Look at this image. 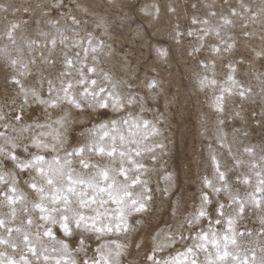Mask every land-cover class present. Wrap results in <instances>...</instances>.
I'll return each mask as SVG.
<instances>
[{"label":"snow or ice","instance_id":"1","mask_svg":"<svg viewBox=\"0 0 264 264\" xmlns=\"http://www.w3.org/2000/svg\"><path fill=\"white\" fill-rule=\"evenodd\" d=\"M70 4L71 0H38L34 7L23 8L25 13L39 14L37 25L45 22L53 29L47 32L38 29L37 38L23 35L18 38L17 31L28 20H6L3 36L8 43L0 47V57L9 65L10 83L17 91L10 98L9 111L0 107V185L3 186L0 187V264H125L129 245L105 237L133 231L129 217L146 212L152 201V189L144 178L148 168L143 161L145 155L155 161L156 149L164 147L152 139L160 135V129L153 121L128 111L129 105L139 103L140 112H144V98L138 99L134 92L122 95L118 90L122 85L128 89L133 85L114 80L99 67L104 42L94 43L90 32L87 46L83 38H77L81 19L69 11H60L67 10ZM73 7L81 5L77 2ZM191 7L196 9L197 4ZM239 7V12L230 6L226 15L221 13L220 23L215 26L209 17H216V11L209 10L203 19L197 15L191 17V24L196 27L189 28L186 35H195L198 43L189 55L199 54L205 47L212 55L210 59L198 61L204 69L197 81L201 89L217 86L216 60L231 53L236 46L235 40L230 43L221 36L223 28L234 26L233 18L245 17L247 13H251L246 17L249 19L264 15V8L257 13L244 3ZM10 8L20 11L0 2V11L7 13ZM153 9L159 17V6L153 5ZM168 11L175 14L177 10L169 6ZM61 20L65 21L63 26ZM244 27L242 35L248 37L251 33L243 31ZM176 28L175 38L179 43L185 33L178 30L179 25ZM211 35L218 42L206 45V38ZM253 51L256 58L264 61V49ZM159 54L167 53L159 50ZM244 60L242 56L224 65L226 81L214 97L216 112L224 113L225 94L242 100L252 96V87L236 79V66ZM209 69L213 70L211 77ZM29 77L32 83L28 82ZM262 78L264 72L257 76L264 100ZM145 87L154 99L158 81L152 79ZM32 105L42 109V116L26 122L25 108ZM65 105L81 112L87 110L90 116L96 113L103 117L108 109L126 115L98 119L87 129L85 142L66 146L65 124L70 113L64 112L52 119V112L63 110ZM251 116L256 127L264 130V103L261 111H253ZM232 117L245 124L249 120L242 107ZM223 124L224 120H218V125ZM217 139L220 147L227 150L231 167L222 164L209 146L213 174L212 178H202L199 205L178 225V231L170 230L166 234V243L159 242L160 233L153 236V245L145 256L146 264H264V144L259 156L255 147L244 146L243 154L249 158L246 161L242 155L233 153L224 136L218 135ZM245 166L247 172L242 173L240 169ZM230 172L234 179L229 176ZM22 177L26 178L22 180ZM165 180L170 182L171 176ZM21 182L32 194L31 199L20 188ZM237 185L252 190L242 193ZM167 193L165 188L164 194ZM249 213H259L258 227L244 226L241 230V221ZM203 223H207L206 229L201 226ZM223 224L227 226L223 232L215 227ZM187 240L192 243H186ZM142 243H135L137 250ZM252 243L259 247V258L255 248H250ZM178 244L182 247L174 254L159 255L164 248Z\"/></svg>","mask_w":264,"mask_h":264},{"label":"rangeland","instance_id":"2","mask_svg":"<svg viewBox=\"0 0 264 264\" xmlns=\"http://www.w3.org/2000/svg\"><path fill=\"white\" fill-rule=\"evenodd\" d=\"M0 2L20 9L18 12L13 11L12 8L7 13L0 11V47L8 43L3 36L6 20L29 21L27 25L22 24L17 31L18 38L20 35L37 38L38 29L46 32L53 30L45 22L39 25L35 23L40 19L38 13L23 11V8L29 5L34 7L38 0H0ZM77 2L81 5L80 8L73 7ZM193 3L197 4L196 9L191 7ZM241 3L248 5L257 13L264 8V0H71L67 10H60L61 12L69 11L81 19L82 23L77 28L79 32L77 38H83L85 46H87L89 32L94 38V43L104 42L105 49L100 54L99 67L109 72L114 80L133 85L132 89L122 85L118 90L122 95L134 92L138 94V99L143 97L145 111L140 112L139 103L129 105L128 111L153 121L160 129V135L152 139L154 142L163 144L164 147L156 149L155 161L148 155H145L143 161L148 168L144 178L152 189V201L149 203L148 210L144 213H134L129 217V224L133 231L126 235L121 233L105 237V239H118L129 245L125 264H146L145 256L151 250L153 236L160 233L159 242L166 243V234L170 230L178 231V225L182 224L185 217L199 205L203 188L202 178L204 176L212 178L213 174L209 146L217 153L222 164L231 167L232 160L227 150L220 147L218 135L224 136L225 143L231 145L233 153L242 155L246 161L249 158L243 154L244 146L255 147L257 155L260 154L261 145L264 144V130L256 127L255 118H252L251 113L253 111L259 113L261 104L264 103L260 95L261 80L257 79L259 73L264 72V61L256 58L253 51L264 49V15L249 19L246 17H250L251 13H247L245 17L233 18L234 26L223 28L221 36L230 43L235 40L236 46L231 53L217 58L214 72L218 84L215 87L208 86L201 89L198 86V77L204 73L198 61L210 59L212 55L207 47L199 54L189 55L198 41L195 35L191 37L186 35L189 28L196 27L191 24L193 15L203 19L209 10L216 11V17H209L211 24L215 26L220 23L219 15L221 13L226 15L230 6L236 7L238 12L241 11L239 7ZM153 5L159 6V17L155 15ZM207 5L213 7L209 9ZM169 6L176 8L175 14L168 11ZM55 15L56 13H53V16ZM68 23L70 24V21ZM64 24L65 21L61 20V25ZM177 25H179L178 30L185 33L179 38V43L175 38ZM244 25L246 27L243 31L251 33L248 37L242 35ZM68 35L72 36L71 33ZM217 42V37L211 35L206 38L205 44ZM159 50H164L167 54L160 55ZM242 56L245 60L243 64L236 66V79L246 86H251L253 94L246 100L236 95L225 94V111L223 114L218 113L213 104L220 87L225 85L224 65L229 60L238 61ZM33 71L35 72L36 69ZM10 72L9 65L3 57H0V107H3L6 112L11 106L10 98L15 97L17 91L10 83ZM208 75L210 77L213 75L212 69L208 70ZM152 79L159 83V87L154 90V99L153 93L145 87L146 83ZM28 82L32 83V77L28 78ZM18 104L17 97V106ZM241 107L244 109V114L249 117L246 124L232 117V113ZM64 112L70 113L68 122L65 124L66 146L85 142L87 129L97 123L98 119L126 115L124 112L115 113L108 109L103 117H99L96 113L90 116L87 110L81 112L65 105L63 110L56 109L52 112V119L63 115ZM41 116L40 107L32 105L25 108L26 122ZM221 119L224 120L222 126L218 125V120ZM245 131L248 132L247 136L244 135ZM240 171L247 172V167ZM168 175L171 176L170 182L165 180ZM229 176L234 179L233 173L230 172ZM25 178L22 177V180ZM0 187L3 186L0 185ZM237 187L242 193L252 190L244 185H237ZM20 188L28 194L29 199L32 198V194L23 182ZM165 188H168L166 195ZM258 215L259 213L256 215L249 213L241 221V230L244 226L258 227ZM136 221L140 223L137 224ZM201 226L205 229L208 227L207 223ZM215 227L223 232L227 226L223 224ZM184 233L187 236V226L184 228ZM141 241L142 247L137 250L135 243ZM186 243L191 244L192 241L187 240ZM92 247H95V243ZM180 247L182 245L179 244L173 248L166 247L159 255L164 257L174 254ZM250 248H255L256 256L259 258L261 253L256 243H252Z\"/></svg>","mask_w":264,"mask_h":264}]
</instances>
